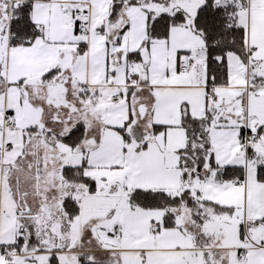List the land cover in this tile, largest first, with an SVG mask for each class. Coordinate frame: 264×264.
Segmentation results:
<instances>
[{
  "label": "snow or ice",
  "instance_id": "1",
  "mask_svg": "<svg viewBox=\"0 0 264 264\" xmlns=\"http://www.w3.org/2000/svg\"><path fill=\"white\" fill-rule=\"evenodd\" d=\"M0 264H264V0H0Z\"/></svg>",
  "mask_w": 264,
  "mask_h": 264
}]
</instances>
